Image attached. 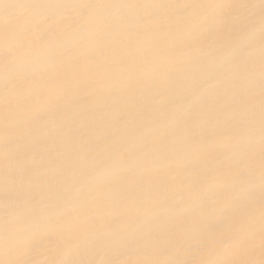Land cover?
Masks as SVG:
<instances>
[{"label":"bare ground","instance_id":"bare-ground-1","mask_svg":"<svg viewBox=\"0 0 264 264\" xmlns=\"http://www.w3.org/2000/svg\"><path fill=\"white\" fill-rule=\"evenodd\" d=\"M0 264H264V0H0Z\"/></svg>","mask_w":264,"mask_h":264}]
</instances>
